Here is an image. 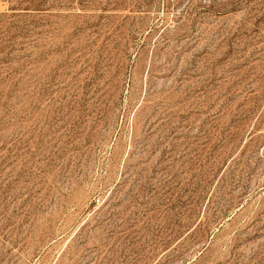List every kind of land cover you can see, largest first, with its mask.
I'll return each instance as SVG.
<instances>
[{
    "label": "rangeland",
    "instance_id": "rangeland-1",
    "mask_svg": "<svg viewBox=\"0 0 264 264\" xmlns=\"http://www.w3.org/2000/svg\"><path fill=\"white\" fill-rule=\"evenodd\" d=\"M0 264H264V0H0Z\"/></svg>",
    "mask_w": 264,
    "mask_h": 264
}]
</instances>
